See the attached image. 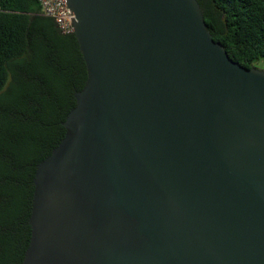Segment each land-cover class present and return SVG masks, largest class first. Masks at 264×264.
I'll use <instances>...</instances> for the list:
<instances>
[{"label":"water","instance_id":"water-1","mask_svg":"<svg viewBox=\"0 0 264 264\" xmlns=\"http://www.w3.org/2000/svg\"><path fill=\"white\" fill-rule=\"evenodd\" d=\"M66 2L87 80L20 264H264V71L196 0Z\"/></svg>","mask_w":264,"mask_h":264},{"label":"trees","instance_id":"trees-1","mask_svg":"<svg viewBox=\"0 0 264 264\" xmlns=\"http://www.w3.org/2000/svg\"><path fill=\"white\" fill-rule=\"evenodd\" d=\"M214 42L245 69L264 67V0H196ZM87 71L74 35H62L37 0H0V264H20L36 165L62 126Z\"/></svg>","mask_w":264,"mask_h":264},{"label":"built area","instance_id":"built-area-1","mask_svg":"<svg viewBox=\"0 0 264 264\" xmlns=\"http://www.w3.org/2000/svg\"><path fill=\"white\" fill-rule=\"evenodd\" d=\"M41 15L53 19L62 35L74 34V14L68 8L66 0H37Z\"/></svg>","mask_w":264,"mask_h":264},{"label":"rangeland","instance_id":"rangeland-1","mask_svg":"<svg viewBox=\"0 0 264 264\" xmlns=\"http://www.w3.org/2000/svg\"><path fill=\"white\" fill-rule=\"evenodd\" d=\"M258 69L264 71V67L262 66H260Z\"/></svg>","mask_w":264,"mask_h":264}]
</instances>
